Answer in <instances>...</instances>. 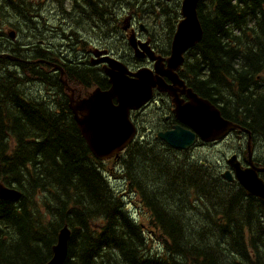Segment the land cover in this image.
Masks as SVG:
<instances>
[{"label":"trees","instance_id":"trees-1","mask_svg":"<svg viewBox=\"0 0 264 264\" xmlns=\"http://www.w3.org/2000/svg\"><path fill=\"white\" fill-rule=\"evenodd\" d=\"M55 1L77 19L78 35H71L84 45L92 33L86 20L104 36L120 24L116 7L151 14L163 28L165 18L170 39L180 17L178 0L175 8L157 6L159 0H71L68 7ZM34 5L0 0V36H8L4 24L13 26L12 19H30ZM198 13L203 38L185 55L180 75L226 119L249 129L262 154L264 0H201ZM38 40L42 45L30 49L11 39L0 45L43 60L19 64L20 74L0 57V182L21 191L0 197V264H46L64 224L72 230L65 264H264V202L224 179L216 165L154 136L137 138L119 158L97 159L46 62L59 63L61 54ZM76 57L62 63L72 86L109 87L103 69ZM35 78L47 96L31 92Z\"/></svg>","mask_w":264,"mask_h":264},{"label":"water","instance_id":"water-1","mask_svg":"<svg viewBox=\"0 0 264 264\" xmlns=\"http://www.w3.org/2000/svg\"><path fill=\"white\" fill-rule=\"evenodd\" d=\"M199 1H182L181 15L183 17L179 20L173 37L168 69L166 72L160 70L161 60L156 64V71L168 74L175 83L180 84L173 71L183 64L184 54L203 38V27L198 14ZM130 42L135 46L133 37L130 38ZM143 48L148 51L145 47ZM151 57L154 58V56ZM104 60L111 64V60L107 57ZM113 66L118 69V72L106 68V74L112 83L108 91L97 88L90 97L76 103L73 92L71 94V109L80 132L92 153L99 159L118 155L132 141L137 128L130 118V111L140 108L151 98L152 87L159 84L161 88H167L161 80L153 78L151 70L142 69L136 74L130 72L129 77L123 65L117 63ZM169 91L174 95L175 115L189 127L185 128L178 124L170 130L158 133V137L172 148L187 150L195 144L197 135L204 141H213L237 129L238 125L225 119L215 104L209 99L199 97L192 89H187L190 100L186 103L171 86ZM114 99L117 103H114ZM228 162L234 173L228 169L222 173V177L228 181L237 179L250 195L257 196L264 202V180L259 176V172L264 171V167H257L250 161V166L242 168L236 155L232 156ZM20 194L19 190L8 188L0 183V197L13 199ZM70 235V229L65 225L59 234L58 244L54 246V255L47 264L65 263Z\"/></svg>","mask_w":264,"mask_h":264},{"label":"flooded vegetation","instance_id":"flooded-vegetation-1","mask_svg":"<svg viewBox=\"0 0 264 264\" xmlns=\"http://www.w3.org/2000/svg\"><path fill=\"white\" fill-rule=\"evenodd\" d=\"M22 25H25L24 21H22ZM121 32H123V34L122 33L121 34H113L112 40H116L118 42L117 50L121 53L122 57H124L130 63L132 68H136L138 66H146L148 68L155 69V63L153 61H150L149 58H146L145 56L144 57H138L135 54V51L132 49V46H130L128 44V42L123 39V37L128 38L129 33H131L132 35H134L136 37V40L138 43H140V42L149 43L150 46L152 47V49L155 51L156 55H161L164 57H166L168 55L167 50H169V48H170V37L166 33V31L164 30L162 25L152 24L151 17H149L148 19L141 17V19H139L138 17L136 18V17L131 15L130 21H129V31L123 30ZM4 33H6L5 30H4ZM0 45L5 46L4 38L1 36H0ZM23 48H25V45H23ZM100 50L105 51L102 48H100ZM94 53H96V51ZM88 57H89V53L86 54L85 60ZM101 66H103V65L101 64ZM10 69L16 70V66H12V67L10 66ZM86 95H88V94H86ZM78 97H81V95L78 94ZM183 97H185V96H183ZM172 110H173L172 109V103L169 102L163 111L165 113V118L167 121L170 120L171 118L175 117V115L171 112ZM170 126H171V124H165L164 125V123H160L158 126V130H161L162 127L167 130V128H169ZM224 141L225 140H222V141L217 140V141L209 142L207 146L221 144ZM200 144L205 145L206 143L200 142ZM254 151L255 152H254V158L253 159L255 161L257 158L256 147L254 148ZM235 152H237L239 154V156L242 158L243 165L246 166L247 162L249 160V152H247V154H246V150L245 149L243 150L241 147L235 149ZM245 154L247 155V159L244 158ZM224 162H225V165H223V167H222L223 171L231 168L230 165L227 164L226 160ZM261 175L264 178L263 172Z\"/></svg>","mask_w":264,"mask_h":264},{"label":"rangeland","instance_id":"rangeland-1","mask_svg":"<svg viewBox=\"0 0 264 264\" xmlns=\"http://www.w3.org/2000/svg\"><path fill=\"white\" fill-rule=\"evenodd\" d=\"M52 2L53 1L51 0H46L45 6L43 9V16L47 17L50 20L52 28H53L52 30H49V32L43 33L44 39H50V41L54 45L58 46L62 50H65V47L67 45V39L64 38V35L62 34V32L55 31V28L58 25H63L65 33L67 32L69 33L70 23L68 24H65L64 22L60 23L61 15L58 14L56 5ZM169 3L172 4V1H170ZM2 21L4 20L2 16L0 15V22ZM152 24H155V23L152 21ZM31 25L34 26L35 21H32ZM86 25L92 31L91 36L94 37V40L96 42L102 38L96 33L100 29V27L96 26L92 19H87ZM66 62L74 64V61L72 60H67ZM34 90H35L34 92L37 93L38 95L40 96L43 95V91L39 90V88H35ZM140 116H142L141 118L143 119V121L147 122L153 118L154 112L152 110H149L145 114L141 113ZM236 143H237V140L233 138V136H231L225 142L218 144V145H214V146L213 145L211 146L201 145L194 149L193 157H195V159L197 160L206 161L207 163L211 165H216L217 169L221 171L223 165H225L224 161L226 160V157L223 156L224 153L231 151L234 148Z\"/></svg>","mask_w":264,"mask_h":264},{"label":"bare ground","instance_id":"bare-ground-1","mask_svg":"<svg viewBox=\"0 0 264 264\" xmlns=\"http://www.w3.org/2000/svg\"><path fill=\"white\" fill-rule=\"evenodd\" d=\"M209 7V6H208ZM106 9V8H105ZM179 13V12H178ZM72 60V59H71ZM73 61V60H72ZM75 63V62H74ZM196 92V91H195ZM219 102V101H218ZM168 107V106H167ZM170 107V106H169ZM170 109V108H169ZM172 112V111H171ZM239 124V123H238ZM244 127V126H243ZM249 130V129H248ZM159 131V130H158ZM244 134V133H243ZM134 142V141H133ZM149 142V141H148ZM149 144V143H148ZM255 148V147H254ZM244 150V149H243ZM243 152V151H242ZM247 154V153H246ZM264 165V164H263ZM229 168V167H228ZM136 173V172H135ZM264 173V172H263ZM262 174V173H261ZM238 182V181H237ZM234 183V182H233ZM239 183V182H238ZM237 184V183H235ZM139 192V191H138ZM259 202V201H258Z\"/></svg>","mask_w":264,"mask_h":264}]
</instances>
